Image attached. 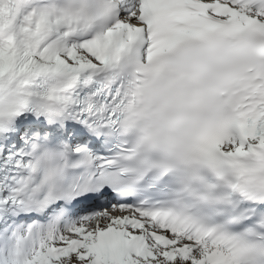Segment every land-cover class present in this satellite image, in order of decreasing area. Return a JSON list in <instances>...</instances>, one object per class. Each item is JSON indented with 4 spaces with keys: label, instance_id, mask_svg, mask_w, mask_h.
I'll use <instances>...</instances> for the list:
<instances>
[{
    "label": "snow or ice",
    "instance_id": "1",
    "mask_svg": "<svg viewBox=\"0 0 264 264\" xmlns=\"http://www.w3.org/2000/svg\"><path fill=\"white\" fill-rule=\"evenodd\" d=\"M0 264H264V0H0Z\"/></svg>",
    "mask_w": 264,
    "mask_h": 264
}]
</instances>
